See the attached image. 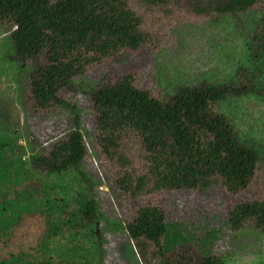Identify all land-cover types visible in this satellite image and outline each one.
<instances>
[{"label": "rangeland", "instance_id": "rangeland-1", "mask_svg": "<svg viewBox=\"0 0 264 264\" xmlns=\"http://www.w3.org/2000/svg\"><path fill=\"white\" fill-rule=\"evenodd\" d=\"M121 3L138 20L141 44L134 51L120 49L86 64L80 56L64 49L46 13L31 21L43 50V57L34 62L11 59L12 27L0 24V134L12 138L9 143L14 151L9 162L20 159L29 170L31 156L46 157L69 133L76 129L82 133L86 148L82 176L72 172L66 182L72 191L91 193L101 207L93 229L97 246H102L104 264H159L168 259L159 253L161 244L156 248L143 245L144 257H139L125 232L143 208H158L164 223L180 224L184 236L198 246L204 232L215 229L218 241L212 255L223 264H264V235L253 224L236 230L231 223V212L237 205L264 201L263 92L257 96H230L211 108L212 114L227 120L238 141L261 158L249 186L237 194L230 193L218 177L207 190L169 188L166 155L146 148L140 134L130 126L106 133L112 144L106 142L107 150H101L89 94L95 84L131 77L137 89L165 99L182 86L228 84L240 68L252 74L260 70L259 83L264 89V50L252 44V33L264 16V0H257L250 10L234 15L197 14L190 0ZM37 67L52 72L61 87L58 96L72 106L50 104L40 108L34 103L31 82L38 79ZM33 183L21 180L12 190L0 186V223L6 224L0 229V246L6 243L10 252L23 251L15 258L28 255L18 264L38 262L37 247L50 242L44 228L36 222L39 212H30L33 201L45 202L43 190L38 191ZM71 233L55 239L57 244L65 246L61 239ZM94 241L91 239L89 244L96 245ZM89 248L90 255L80 253L84 256L81 261L94 254Z\"/></svg>", "mask_w": 264, "mask_h": 264}, {"label": "trees", "instance_id": "trees-1", "mask_svg": "<svg viewBox=\"0 0 264 264\" xmlns=\"http://www.w3.org/2000/svg\"><path fill=\"white\" fill-rule=\"evenodd\" d=\"M256 1L190 0V5L193 12L201 15H234L250 10ZM45 13L64 49L80 56L85 64L120 49L134 51L142 42L137 32L138 20L125 9L121 0H0V24L12 27V60L34 62L43 57L31 21ZM252 44L264 50V16L252 33ZM36 71L38 79L31 82V94L37 106H72L58 96L61 87L48 68L37 67ZM260 78V70L252 74L240 68L228 84H204L201 88L182 86L165 99H156L149 91L137 89L131 77L111 84H95L89 94L101 150H107L106 142L112 144L106 133L130 126L140 134L146 148L166 155L169 188L207 190L218 177L230 193H240L249 186L261 158L254 149L241 144L227 120L212 114L211 108L230 96L264 93ZM75 126L79 127L78 119ZM9 138L12 139L0 134V186H9L12 190L21 180H31L45 196V202H32L30 212H39L36 222L44 228L42 231L50 242L37 247L38 262L30 264H103L102 246H97L93 229L101 216V207L91 193L72 191L66 182L72 172L82 176L86 156L82 133L78 129L72 131L55 144L46 157L31 156L29 170L20 159L9 162L14 151ZM6 206L10 208L11 204ZM231 223L236 230L247 223L253 224L264 235V201L237 205L231 212ZM5 226V222L0 223V229ZM82 226L83 229L77 231ZM182 231L180 224L164 223L158 208L139 210L125 228L139 257L143 256V245L151 244L156 248L161 244L159 253L168 259L164 258L159 264H223L212 255L218 241L215 229L211 227L204 232L200 246L187 239ZM69 232L72 233L61 239L66 245L59 246L55 239ZM91 239H95L96 245L89 244ZM89 247L94 254L87 261H81L84 256L80 253L90 255ZM20 254L23 251L10 252L3 243L0 264H18L22 258L28 259V255L15 258Z\"/></svg>", "mask_w": 264, "mask_h": 264}, {"label": "crops", "instance_id": "crops-1", "mask_svg": "<svg viewBox=\"0 0 264 264\" xmlns=\"http://www.w3.org/2000/svg\"><path fill=\"white\" fill-rule=\"evenodd\" d=\"M104 264V263H103Z\"/></svg>", "mask_w": 264, "mask_h": 264}]
</instances>
